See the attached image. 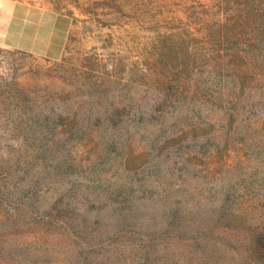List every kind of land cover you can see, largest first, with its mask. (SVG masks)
<instances>
[{
  "label": "rangeland",
  "instance_id": "obj_1",
  "mask_svg": "<svg viewBox=\"0 0 264 264\" xmlns=\"http://www.w3.org/2000/svg\"><path fill=\"white\" fill-rule=\"evenodd\" d=\"M62 56L0 45V264H264V0H42Z\"/></svg>",
  "mask_w": 264,
  "mask_h": 264
},
{
  "label": "crops",
  "instance_id": "obj_2",
  "mask_svg": "<svg viewBox=\"0 0 264 264\" xmlns=\"http://www.w3.org/2000/svg\"><path fill=\"white\" fill-rule=\"evenodd\" d=\"M72 15L42 0H0V45L59 59Z\"/></svg>",
  "mask_w": 264,
  "mask_h": 264
}]
</instances>
